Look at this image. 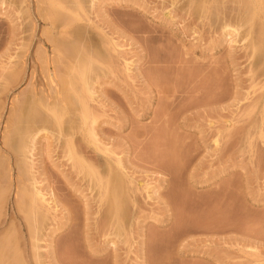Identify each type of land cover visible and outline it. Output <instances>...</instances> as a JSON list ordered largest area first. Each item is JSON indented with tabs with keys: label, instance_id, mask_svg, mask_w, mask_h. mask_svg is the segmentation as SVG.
Returning <instances> with one entry per match:
<instances>
[{
	"label": "rangeland",
	"instance_id": "374dc122",
	"mask_svg": "<svg viewBox=\"0 0 264 264\" xmlns=\"http://www.w3.org/2000/svg\"><path fill=\"white\" fill-rule=\"evenodd\" d=\"M50 1L0 0V264H264V12Z\"/></svg>",
	"mask_w": 264,
	"mask_h": 264
},
{
	"label": "bare ground",
	"instance_id": "6f19581e",
	"mask_svg": "<svg viewBox=\"0 0 264 264\" xmlns=\"http://www.w3.org/2000/svg\"><path fill=\"white\" fill-rule=\"evenodd\" d=\"M49 1H50V0H49ZM53 1H54V0H53ZM53 1H50V2L53 3ZM56 1H57V2H56ZM65 1H66V2L68 1V4H69V1H70V0H65ZM73 1H74V0H73ZM55 2H56V3H55ZM58 2H59V0H55L54 3H53V5L56 4V6L59 7V4H61V3H58ZM60 2H62V0H60ZM66 2H64V3H66ZM70 2H72V0H71ZM92 2H93V0H92ZM92 2H89V3L92 4ZM57 3H58V5H57ZM64 3H62L61 6L58 8V10H59V9H60V10H63V11H60V13L62 12L61 14L58 13V14H59L58 16L61 15L62 18L65 19V18H68V17L70 16V14H71V17L73 16L74 20H73V18L70 19L71 17H69V21L72 23V25H69V22H68V26H69V27L71 26V28H72V27L74 28V27H76V26H73V23L76 24L77 22H75V21H78V20H77V16H78V14H76V12H79L80 10L82 11V6H86V5H85V2H82V1H80V0H75L74 3L72 2L73 4H71V6H72V5L75 6V7L72 6V10H74V8H75L77 11H76V12H73V14L71 13L72 11L68 12L69 15H67V17H63V13L65 12V14H66V12L69 10L68 8L71 9V7H68V8H67L66 5H68V4H65V5H64ZM80 3H82V6H81ZM250 3L253 5L252 7H255V8H252V11H251V12H253V9H255L254 12H253V16H252V17H255L256 15L259 16L261 13L263 14V12H264V11H262V10L264 9V8H262V7H263V5H262L263 0H250ZM93 4H94V3H93ZM93 4H92V5H93ZM197 4H198V3H197ZM263 4H264V3H263ZM63 5H64V7H62ZM69 5H70V4H69ZM89 5H90V4H89ZM51 6H52V4H51ZM56 6H55V7H52V8H53V9H54V8H57ZM80 6H81V9H80ZM90 6H91V5H90ZM200 6H202V5L199 4V7H200ZM261 6H262V7H261ZM196 7H197V5H196ZM233 7H234V6H233ZM61 8H62V9H61ZM64 8H66V9H64ZM197 8H198V7H197ZM231 8H232V7H231ZM231 8H230L229 10H232ZM235 8H236V7H234L233 12L231 11L232 14H233V13H237V9H236V12L234 11ZM261 8H262V9H261ZM83 9H84V7H83ZM51 10H52V9H51ZM55 10H56V9H55ZM58 10H57V12H58ZM64 10H65V11H64ZM66 10H67V11H66ZM78 10H79V11H78ZM52 11H53V14L55 13L53 17H54V18L58 17L57 14H56V12H55L54 10H52ZM52 11H51V14H52ZM81 11H80V12H81ZM260 11H261V12H260ZM229 12H230V11H229ZM229 12H228V14H229ZM231 12H230V13H231ZM259 12H260V14H259ZM38 14H39V13H38ZM46 14H47V13H46ZM48 14L51 16L50 11H49ZM48 14H47V16L45 15V17H46L47 20H48ZM65 14H64V16H66ZM75 14L77 15V16H76V19H75V17H74ZM81 14H82V12H81ZM81 14H79V15H80V17L78 16L79 18H81ZM232 14H230V15L232 16ZM262 14H261V15H262ZM233 15L235 16V14H233ZM261 15H260V17H261ZM40 16H43V15H40ZM50 16H49V18H50ZM236 16H237V15H236ZM236 16H235V17H236ZM45 17H44V18H45ZM51 17H52V16H51ZM53 17H52V18H53ZM232 17H233V16H232ZM252 17H251V18H252ZM262 17H263V15H262ZM79 18H78V19H79ZM255 18H256V17H255ZM51 20H52V19H51ZM67 20H68V19H67ZM71 20H73V21H71ZM79 21H80V19H79ZM81 21H83V17L81 18ZM81 21H80V22H81ZM71 23H70V24H71ZM78 24H79V23H77V25H78ZM65 25H67V24H65ZM79 25H80V24H79ZM79 25H78V26H79ZM226 26H227V25H226ZM234 27H235V26H234ZM71 28H70L69 30H70V31L73 30V31L75 32V29H72V30H71ZM236 28H237V26H236ZM235 30H239V26H238V28L235 29ZM235 30H234V31H235ZM67 31H68V30H67ZM65 32H66V31H65ZM68 32H69V31H68ZM80 62H81V61L78 62V60H77V63H80ZM85 62H86V61H84V59H83V63H82V65L80 64L82 67L79 66V65L76 63L77 66H79V67L76 68V71H78L77 74L81 73V69H80V67L83 68V69H86V67L89 66V65H87V64H84ZM89 62H90V58H89V60H88V64H89ZM91 62H92V61H91ZM85 65H87V66H85ZM84 66H85V68H84ZM90 66H91V63H90ZM90 66H89V67H90ZM78 68H79L80 70H78ZM86 70H87V69H86ZM79 71H80V72H79ZM87 71H88V70H87ZM87 71H86V72H87ZM86 72H85V73H86ZM83 73H84V72H83ZM85 73H84V76H83V75H80V74H79L80 77H79V75H77V76H78L80 79H81L82 76H83V77L85 78L86 82H87V78H86L87 76H85ZM81 74H82V73H81ZM86 74H87V73H86ZM74 76H75V75H74ZM78 77H77V78H78ZM73 78L76 80V81H75L76 83H80V79H77L76 76L73 77ZM73 78H71V80H70L71 82L69 81V83H70L71 85H73V87H71L70 84H69V88H70V89H71V88H72V89L75 88V87H74V86H75V84H74L75 82L72 83V81H74ZM82 80H84V79L82 78ZM85 80H84V82L81 81V82H83L82 85H84V83L86 84ZM78 81H79V82H78ZM88 83H89V79H88ZM90 84H91V87L88 86V88H89V87L92 88V83L90 82ZM90 84H88V85H90ZM78 86H80V89L83 87V86H81V83L78 84ZM84 86H85V85H84ZM76 87H77V86H76ZM85 88L88 90L87 85H86ZM85 88H84V89H85ZM75 89H76V88H75ZM75 89L73 90V92L75 91ZM77 89L80 90L79 88H77ZM84 89H83V91H84ZM86 89H85V91H87ZM78 90H76V91H78ZM81 90H82V89H81ZM81 90H80V93H82V95L80 96L78 93H75V94L78 95V96H74V97H75V99H78V98H79V101L82 102V100H85V99H82V96H83V95L85 96V94H84L85 92H83V91H81ZM76 91H75V92H76ZM91 91H92V90L90 89V92H91ZM80 98H81V100H80ZM83 98H85V97H83ZM77 101H78V100H77ZM77 101H76V102H77ZM79 101H78L77 104H78V106H79V104H80L79 107L84 108L83 111H82V114L84 113V115H85V112H87V109L85 110V107H84V106H87V105H86L87 103L85 104L86 101H85V102L83 101L84 104H85V105H84L83 102L81 103V102H79ZM81 105H82V106H81ZM82 108H81V109H82ZM84 110H85V111H84ZM51 111H52V113H53V110H51ZM54 112H55V111H54ZM53 114H54V118H55L54 120H55V122H57L58 119H59V121H61L62 117H59V113H57V114H58V118H56L57 116H56L55 113H53ZM86 115H87V113H86ZM85 117H86V116H83V118H85ZM87 117H88V115H87ZM83 118H82V119H83ZM56 119H57V121H56ZM86 119H87V118H86ZM83 120H84V119H83ZM57 123H60V122H57ZM57 123H56V124H57ZM58 125H60V124H57V127H59ZM17 127H18V126H17ZM37 127H38V126H37ZM32 128H33V127H32ZM32 128H31V129H32ZM39 128H40V129H44V128H41L40 126H39ZM16 129H18V128H16ZM19 129H20V128H19ZM27 129H28V128H27ZM27 129H26V132H29L28 130H30V129H28V130H27ZM35 129H36V127H35ZM40 129H38V131H35L34 128L32 129V131L30 130V132H32V133H33V130L35 131V132L32 134L31 139H30V137L28 136V134L25 133L24 130H22L21 132L24 131L25 136H27V138L29 137L28 139L31 140L30 142H33V141H34L33 139H34V138L36 139L35 136H36L37 133H39V130H40ZM14 130H15V128H14ZM40 131H41V130H40ZM14 133H16V137H18V134L20 133V131L18 130V134H17L16 131H15ZM24 133H23V134H24ZM30 134H31V133H29V135H30ZM14 136H15V135H14ZM19 136H23V135L20 134ZM18 138H19V137H18ZM20 138H23V137H20ZM20 138L17 139L15 145L17 144L18 140H20ZM27 138H26V140H27ZM21 140H22V139H21ZM21 140H20L18 143H21L22 141H26L25 139L22 140V141H21ZM32 140H33V141H32ZM69 140H70V138H69ZM71 140H72V138H71ZM30 142H29V140H28L27 144H28V143L30 144ZM24 143H25V142H24ZM24 143H22V144H24ZM25 144H26V143H25ZM25 144H24V145H25ZM13 145H14V144H13ZM20 145H21V144H20ZM20 145H19V146H20ZM19 146H18V147H19ZM22 146H23V145H22ZM22 146H20V147H22ZM26 146H28V145H26ZM26 146H24V147L26 148ZM31 146H34V145L31 143ZM11 147H12V146H11ZM14 147H16V146H14ZM16 148H17V147H16ZM25 148H24V149H25ZM22 149H23V148H21V150H22ZM26 149H28V152H29V153H28V152H27V153L30 154L31 152H30L29 150L32 151V150L34 149V147H33L32 149H30V147H29V148H26ZM26 149H25V150H22V151H23V152H24V151H27ZM13 150L16 151L15 148H14ZM18 150H20V149H18ZM18 150H17V151H18ZM22 151H20V153H22V154H20V155L23 156V152H22ZM106 151H109V149L106 150ZM18 152H19V151H18ZM18 152H17V153H18ZM109 152H110V151H109ZM27 153H24V154L27 155ZM70 153H72V152H70ZM18 154H19V153H18ZM20 155H18V156L21 157ZM24 157H25L24 159H23V157H22V160H23V161H26L27 159H29V158H26L25 155H24ZM27 157H28V156H27ZM29 157H30V156H29ZM25 159H26V160H25ZM20 162H22V161H20ZM78 162H79V161H78ZM80 162H81V161H80ZM83 163H84V162H83ZM83 163H82V162L79 163L80 166H82ZM24 164H27V162H25ZM24 164H23V166H24ZM79 164H78V165H79ZM20 167H21V169H24V168H22V165H21ZM25 167H27V165H26ZM21 169H20V170H21ZM90 169H91V168H90ZM90 169H87V171H88V173L90 172V174H91L93 171H89ZM21 171H22V170H21ZM23 171H25V169H24ZM25 172H26V171H25ZM110 172H111V171H110ZM110 176H111V175H110ZM112 177H113V176H112ZM112 177H111V178H112ZM32 183H33V181H32ZM31 186H32V184H31ZM34 186H35V184H34ZM32 187H33V186H32ZM26 188H27V187H25V189L23 190V194H25L24 192H25ZM32 189H33V188H32ZM34 189H35V187H34ZM34 189H33V190H34ZM36 189H37V188H36ZM27 190H30V189L27 188ZM27 190H26V193L28 192ZM33 190H32V191H33ZM35 191H36V193H38L37 195H39V193H41L39 190H34L33 193H35ZM29 194H32V193H29ZM112 194H114V198H113ZM122 194H123V193H121V195H122ZM27 195H28V194H25V195H23V196L25 197V196H27ZM118 195H119V193H118ZM33 196L36 197L35 195H32V198L30 199L29 202L32 203L31 206H32V208H34V209H33V211H34V210L36 209V206H37L36 203H38V200L36 201V199H35ZM116 196H117V195H116ZM20 197H21V199L24 198V197H22V196H20ZM29 197H31V195H29L28 198H29ZM109 197H110V198L112 197V198L114 199V201H115V198L117 199V197H115V193H111V196H110V194H109ZM119 197L121 198L120 195H119ZM112 198H111V199H112ZM125 198H126V197H125ZM21 199H20V200H21ZM24 199L27 200V198H24ZM38 199H39V197H38ZM111 199H110V201H111ZM113 199H112V201H111L112 204L110 203L112 206H113V204H116V203L118 202V200H117V202H116V201L114 202ZM122 199H123V204H122V201L119 199V201H121L120 203H121L122 206H121L120 203H119V205H120L121 207H120V206H118V207H120V208H118V207H115V208H114V207H113V209H115V211H113V209H111V205H110V209H111L110 212H112V213H113V212L117 213V211H119V209L122 210L121 208L123 207V205H124L123 209L125 210V206H126V205H125L124 203H126V201H124V197H123ZM25 200H24V202L27 203L28 201H25ZM126 200H127V199H126ZM21 202H23V200L20 201V203H21ZM31 203H30V204H31ZM23 204H24V203H23ZM30 204H28V205H26V206H27V207H28V206L30 207ZM19 205H22V204H19ZM22 206H23V205H22ZM34 206H35V207H34ZM38 206H39V204H38ZM38 206H37V208H38ZM115 206H117V205H115ZM24 207H25V205H24ZM24 207H22V209H23ZM29 207H28V208H29ZM39 207H40V206H39ZM28 208H27V209H28ZM32 208H31V209H32ZM31 209H29V210H31ZM117 209H118V210H117ZM25 210H26V209H24L23 211H25ZM124 210H122V211H124ZM18 211H19V210H18ZM31 211H32V210H31ZM33 211H32V213H31L30 211H27V212L31 213L30 215H29L27 212H26V213H27L28 215H26V213L24 214V212H22V213H23L24 215H26L27 218H29V216H34V215H32V214L36 213L37 211L39 212V209L35 210L36 212H35V211L33 212ZM119 212H120V214H118ZM119 212H118L116 215H121V214H123V215H125V217H126V214H124L125 212H123V213H121V211H119ZM112 213H111L110 215H112ZM115 213H113V214H115ZM113 216H114V215H112V218L117 217L116 219L118 220L119 216H114V217H113ZM121 217H122V215L120 216V218H121ZM125 217H124V218H125ZM32 218H33V217H32ZM32 218L30 217L29 219H32ZM35 218H37V214H36ZM124 218H123V219H124ZM33 220H34V219H33ZM33 220H31V221H33ZM117 220H115V222L119 224L120 222H118ZM34 221H35V220H34ZM119 221H120V219H119ZM36 222H37V219H36ZM32 223H34V222H32ZM34 224H35V223H34ZM36 224H37V223H36ZM32 226H33V228L36 227V225L34 226L33 224H32ZM34 230H35V229H34Z\"/></svg>",
	"mask_w": 264,
	"mask_h": 264
}]
</instances>
